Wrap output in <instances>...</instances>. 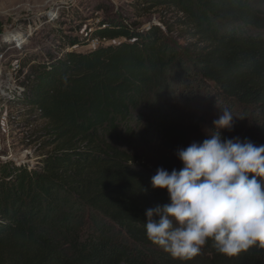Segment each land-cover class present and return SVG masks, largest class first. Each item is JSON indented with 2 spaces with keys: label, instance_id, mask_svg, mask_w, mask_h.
<instances>
[{
  "label": "trees",
  "instance_id": "obj_1",
  "mask_svg": "<svg viewBox=\"0 0 264 264\" xmlns=\"http://www.w3.org/2000/svg\"><path fill=\"white\" fill-rule=\"evenodd\" d=\"M140 1L182 12L205 45L103 18L89 41H121L76 51L86 36L61 35L20 58L23 100L53 149L33 166L0 162V264H264V249L227 256L211 240L174 258L144 227L146 209L169 202L151 176L182 168L176 150L210 138L223 109L234 116L222 137L264 145V0Z\"/></svg>",
  "mask_w": 264,
  "mask_h": 264
},
{
  "label": "clouds",
  "instance_id": "obj_2",
  "mask_svg": "<svg viewBox=\"0 0 264 264\" xmlns=\"http://www.w3.org/2000/svg\"><path fill=\"white\" fill-rule=\"evenodd\" d=\"M233 116L223 109L210 138L176 150L182 168L158 167L150 178L169 202L146 209L145 234L174 258L192 259L209 240L227 256L264 249V145L222 137Z\"/></svg>",
  "mask_w": 264,
  "mask_h": 264
},
{
  "label": "rangeland",
  "instance_id": "obj_3",
  "mask_svg": "<svg viewBox=\"0 0 264 264\" xmlns=\"http://www.w3.org/2000/svg\"><path fill=\"white\" fill-rule=\"evenodd\" d=\"M103 18L124 19L140 29L156 24L166 32L171 30V36L179 46L191 43L193 48H199L205 45L200 43L182 12L160 3L140 0H0V87L11 94V97L2 96L0 99L2 113L7 111L8 114V123L0 121V162L11 160L18 165L28 163L33 166L53 149L48 137L42 135L47 119L18 96L16 86L19 82L15 81L14 68L20 58L43 55L50 48H56L61 35L86 36L84 40L89 43L73 47L76 51L95 48L89 36ZM97 38L103 44L121 41L120 38ZM156 143L155 138L149 139L147 143L141 142L139 148L147 152Z\"/></svg>",
  "mask_w": 264,
  "mask_h": 264
},
{
  "label": "built area",
  "instance_id": "obj_4",
  "mask_svg": "<svg viewBox=\"0 0 264 264\" xmlns=\"http://www.w3.org/2000/svg\"><path fill=\"white\" fill-rule=\"evenodd\" d=\"M162 27H164V26H162ZM92 43L95 45V46H98V45H100V44H103L104 42L103 41H101V40H99V38H94L93 40H92ZM73 47H75V46H71V47H68V49H73ZM3 55L4 54H2V57H3ZM16 67L14 68V71H15V75L17 76L18 75V71L21 69V68H23V69H25L26 70V68H24V67H22L21 66V62L20 63H18V64H16L15 65ZM17 78V77H16ZM15 81H17V79H15ZM18 82V81H17ZM16 89H17V92H18V96H20V98L21 99H23V88L21 87V85L18 83L17 84V86H16ZM0 92L2 93V95H0V99H2L1 97L3 96V97H11V94H9V92L8 93H6L5 92V89H2L1 87H0ZM30 106V108H32V110L33 111H35V112H37L39 115H41V112H40V110H36L32 105H29ZM2 111H3V109H1L0 108V121H2L3 123L5 122V123H8V114H7V111L6 112H3L2 113ZM2 143V140H1V138H0V144ZM6 157V156H5ZM7 159V158H6ZM5 161H7V160H5ZM4 161V162H5Z\"/></svg>",
  "mask_w": 264,
  "mask_h": 264
}]
</instances>
